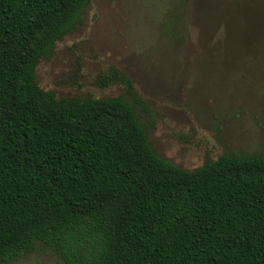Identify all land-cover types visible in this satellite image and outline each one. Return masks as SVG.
Segmentation results:
<instances>
[{"label": "trees", "instance_id": "trees-1", "mask_svg": "<svg viewBox=\"0 0 264 264\" xmlns=\"http://www.w3.org/2000/svg\"><path fill=\"white\" fill-rule=\"evenodd\" d=\"M93 0H0V264H264V155L182 169L152 146L148 102L116 67L106 97H58L37 67Z\"/></svg>", "mask_w": 264, "mask_h": 264}, {"label": "rangeland", "instance_id": "rangeland-1", "mask_svg": "<svg viewBox=\"0 0 264 264\" xmlns=\"http://www.w3.org/2000/svg\"><path fill=\"white\" fill-rule=\"evenodd\" d=\"M112 67L148 102L155 151L182 169L221 154L264 155V0H93L36 70L58 97H106ZM12 264H65L34 252Z\"/></svg>", "mask_w": 264, "mask_h": 264}]
</instances>
